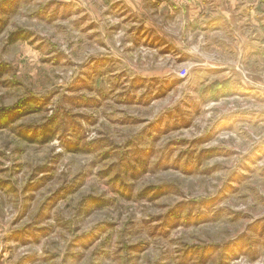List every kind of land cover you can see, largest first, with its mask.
Wrapping results in <instances>:
<instances>
[{
    "label": "rangeland",
    "instance_id": "374dc122",
    "mask_svg": "<svg viewBox=\"0 0 264 264\" xmlns=\"http://www.w3.org/2000/svg\"><path fill=\"white\" fill-rule=\"evenodd\" d=\"M195 1L0 0V264H264L255 75L160 58Z\"/></svg>",
    "mask_w": 264,
    "mask_h": 264
},
{
    "label": "crops",
    "instance_id": "0c3cea01",
    "mask_svg": "<svg viewBox=\"0 0 264 264\" xmlns=\"http://www.w3.org/2000/svg\"><path fill=\"white\" fill-rule=\"evenodd\" d=\"M151 1L154 4L159 1L157 9L160 13L167 9L163 0ZM202 1L196 0L187 10H179L173 15L182 27L173 32L172 43L164 42L163 50L168 48V52L162 53L160 58L174 59L188 70L221 73L226 76L225 80L240 69L249 71L255 75V91L264 97V11L257 5L244 9L236 3L228 6L226 0H206L215 7L209 10L210 6H203ZM141 34H144L141 40H146L141 41L142 44L157 49L156 36H150L144 30ZM162 48L157 50L163 51Z\"/></svg>",
    "mask_w": 264,
    "mask_h": 264
},
{
    "label": "trees",
    "instance_id": "16d2710c",
    "mask_svg": "<svg viewBox=\"0 0 264 264\" xmlns=\"http://www.w3.org/2000/svg\"><path fill=\"white\" fill-rule=\"evenodd\" d=\"M24 38L25 37L21 33H12L9 37V41H10V43L13 44V43H16V42L24 39ZM32 104H34V99L28 98L26 100L21 101L18 106L4 110L2 118L4 117L7 120L8 123H5L6 126L13 124V122H15L17 119H20L21 117L26 116L27 114L31 113L29 111H26L25 113H19V111L22 109H26L28 107L31 108L30 106H32ZM1 128L2 127L0 125V129ZM34 140H36V139H34ZM50 140L51 139H47V141L45 143H47ZM68 148L70 151H73V152L81 151L79 144L71 143V144H69Z\"/></svg>",
    "mask_w": 264,
    "mask_h": 264
},
{
    "label": "built area",
    "instance_id": "2783aa9c",
    "mask_svg": "<svg viewBox=\"0 0 264 264\" xmlns=\"http://www.w3.org/2000/svg\"><path fill=\"white\" fill-rule=\"evenodd\" d=\"M182 75H186V73L182 74Z\"/></svg>",
    "mask_w": 264,
    "mask_h": 264
}]
</instances>
